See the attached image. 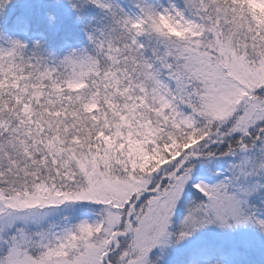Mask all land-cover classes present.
Masks as SVG:
<instances>
[{"label":"snow or ice","instance_id":"snow-or-ice-1","mask_svg":"<svg viewBox=\"0 0 264 264\" xmlns=\"http://www.w3.org/2000/svg\"><path fill=\"white\" fill-rule=\"evenodd\" d=\"M0 264H264V0H0Z\"/></svg>","mask_w":264,"mask_h":264}]
</instances>
